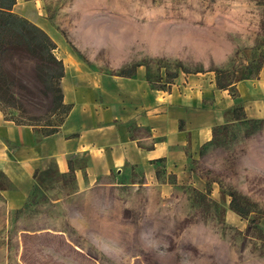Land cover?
I'll return each mask as SVG.
<instances>
[{
	"label": "rangeland",
	"instance_id": "1",
	"mask_svg": "<svg viewBox=\"0 0 264 264\" xmlns=\"http://www.w3.org/2000/svg\"><path fill=\"white\" fill-rule=\"evenodd\" d=\"M13 7L50 22L103 67H114L107 57L125 67L142 63L152 87L250 77L227 87L233 102L211 140L186 150L184 176L158 163L155 179L142 184L145 174L131 171L120 201L102 200L108 217L119 213L121 223L107 219L103 236L80 242L82 252L51 234L19 239L0 173V264H264V0H17ZM12 74L30 77L28 69L6 76ZM26 108L25 115L45 121L41 106ZM3 112L20 111L3 105ZM231 200L245 218L229 208Z\"/></svg>",
	"mask_w": 264,
	"mask_h": 264
},
{
	"label": "crops",
	"instance_id": "2",
	"mask_svg": "<svg viewBox=\"0 0 264 264\" xmlns=\"http://www.w3.org/2000/svg\"><path fill=\"white\" fill-rule=\"evenodd\" d=\"M26 18L55 44L53 52L63 63L62 100L71 106L57 130L46 135L6 119L0 109V172L8 182L4 203L8 218L20 226L19 239L51 234L82 252L80 245L91 243L89 236L105 234L101 226L108 225L107 219L121 223L119 213L108 217L100 205L111 197L120 201L127 174L141 171L142 184L148 183L162 163L182 176L186 150L211 140L233 99L202 78L152 87L142 63L125 67L107 57L114 67H103L99 59L81 55L73 41L64 42L50 22ZM128 68L129 74H117ZM241 83H236L239 90ZM85 226L92 227L87 234L81 233ZM105 249L96 252L104 255Z\"/></svg>",
	"mask_w": 264,
	"mask_h": 264
},
{
	"label": "trees",
	"instance_id": "3",
	"mask_svg": "<svg viewBox=\"0 0 264 264\" xmlns=\"http://www.w3.org/2000/svg\"><path fill=\"white\" fill-rule=\"evenodd\" d=\"M14 1L0 0V109L6 119L19 124H30L40 134L46 135L57 130L71 106L63 102L59 85L63 63L55 56L53 52L55 44L49 35L34 22L12 9ZM6 64L11 67V71L28 69L29 79L22 81L14 78L13 74L7 77L6 74L11 71L6 68ZM131 70L132 68L119 69L117 74L126 75ZM248 77L250 73L246 72H241L239 76L226 82L216 77L215 85L227 89L234 81ZM30 104L43 108L42 114L46 117L44 122L34 121L38 117L25 115L26 107ZM3 105L20 112L7 116L3 112ZM227 112L225 110L224 114ZM56 114H58L56 122L49 119ZM229 208L245 218L244 213L232 200Z\"/></svg>",
	"mask_w": 264,
	"mask_h": 264
}]
</instances>
